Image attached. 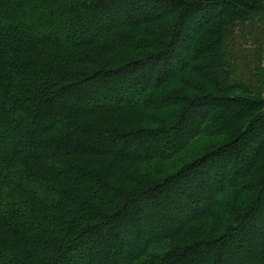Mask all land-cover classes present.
<instances>
[{"label": "trees", "instance_id": "obj_1", "mask_svg": "<svg viewBox=\"0 0 264 264\" xmlns=\"http://www.w3.org/2000/svg\"><path fill=\"white\" fill-rule=\"evenodd\" d=\"M260 35L264 0H0V264H264Z\"/></svg>", "mask_w": 264, "mask_h": 264}, {"label": "rangeland", "instance_id": "obj_2", "mask_svg": "<svg viewBox=\"0 0 264 264\" xmlns=\"http://www.w3.org/2000/svg\"><path fill=\"white\" fill-rule=\"evenodd\" d=\"M259 41H260V43L257 45V48H256V50L258 51V52H260L261 54H260V58H258L257 57V59L256 58H254V60H255V62H257V64L255 65V64H253V66H252V69L253 68H255L254 69V72H257V71H264L263 70V68H264V38L262 37V35H260L259 36ZM213 47H210L208 50H205L204 52H203V54H201L200 56H198L196 59L195 58H193L191 61H190V64L192 65V67L191 68H193L195 71V77H197L196 75L200 72H203V68L208 72L209 70H210V68H208V66L210 65V63H212V62H214L215 61V59L220 55L219 53V51L217 50V49H215V48H213ZM183 51V50H182ZM190 55H191V53H190ZM191 57V56H190ZM205 72V71H204ZM251 72V71H250ZM186 73H189L190 74V71H187ZM209 73V72H208ZM185 76V78L187 79V75H184ZM189 76V75H188ZM199 77H197V79L196 80H194V79H191L190 77L188 78V80H189V82H190V84H191V88L192 87H194L195 89H197V88H200L201 86L199 85L200 83H198V82H201L202 84H204L203 83V81L199 78ZM193 81L194 82H196V83H193ZM209 91H211V89H209ZM191 93L193 92V91H190ZM175 95V94H174ZM263 97H264V95H263ZM215 112H217V111H215ZM215 115H218V114H216V113H214ZM259 115H261V113H259ZM211 117H212V115H211ZM218 117L219 118H221L219 115H218ZM218 117H215V119L214 120H216V119H218ZM262 137V136H261ZM262 138H258V139H255V140H253V145H254V147H258V144H260V142H261V145H262ZM225 141H227V138H222V139H220L219 140V144H221V143H223V142H225ZM198 142V141H197ZM196 142V143H197ZM207 139H205V140H200L198 143H197V146H204L205 144H207ZM12 144V143H11ZM213 145H216V144H213ZM9 146V145H8ZM10 147V146H9ZM263 148V147H262ZM212 148H210V150H211ZM207 150H209V149H207ZM1 152H2V150H0V159H1ZM246 152V151H245ZM248 155H250L248 152H246ZM260 157H261V159H262V161H261V164H260V166L256 169V171H257V173H259L260 172V170H261V167H262V164H263V162H264V152H263V154H262V152H261V155H260ZM3 159V158H2ZM0 164H2V162L0 161ZM255 170H254V173L256 172ZM228 178L227 179H225L224 180V183H223V185L224 184H228ZM252 182V181H251ZM232 187V186H231ZM192 229V228H191ZM211 233V231L209 232V234ZM86 258V257H85ZM86 259H83V258H81V261H85Z\"/></svg>", "mask_w": 264, "mask_h": 264}]
</instances>
